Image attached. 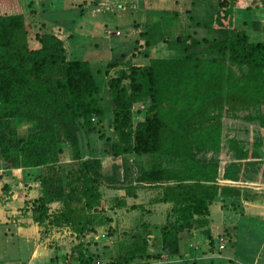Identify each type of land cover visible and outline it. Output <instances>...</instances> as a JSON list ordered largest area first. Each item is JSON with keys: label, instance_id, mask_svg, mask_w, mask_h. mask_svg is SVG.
<instances>
[{"label": "trees", "instance_id": "1", "mask_svg": "<svg viewBox=\"0 0 264 264\" xmlns=\"http://www.w3.org/2000/svg\"><path fill=\"white\" fill-rule=\"evenodd\" d=\"M214 7L205 22L194 24L205 35L176 36L184 41L180 54L151 57L143 64L134 63L133 54L120 55L102 70L85 59L66 58L59 36L32 19L39 0H0V160L3 168H21L26 175L38 170L36 182L22 184L16 214L30 213L40 233L69 236L65 256L74 264H92L98 257L88 249L96 241L84 239L98 229L117 233V264L147 261L159 252L186 257L179 245L194 232L205 240L201 253L217 250L209 260L230 261L219 257L209 226L218 197L241 194L231 185L237 161L221 171L216 155L222 117L256 126L251 142L264 145V39L252 40L237 26L233 10L264 9V0H214ZM136 103L145 106L135 120ZM105 116L111 131L106 154L114 162L128 155L145 157L133 182H116L113 168L103 175L94 154L80 156V131L100 126ZM66 144L72 152L68 161L61 159ZM227 150L234 157L249 154L235 138L228 140ZM120 210L144 217L117 228ZM156 210L162 222L146 220Z\"/></svg>", "mask_w": 264, "mask_h": 264}, {"label": "rangeland", "instance_id": "2", "mask_svg": "<svg viewBox=\"0 0 264 264\" xmlns=\"http://www.w3.org/2000/svg\"><path fill=\"white\" fill-rule=\"evenodd\" d=\"M39 1L40 10L38 14L33 18L26 17L25 20L29 21L32 18L35 22L44 24L43 31L56 33L62 41L66 58L85 59L93 67H102V70L107 60L120 55L126 57L133 54L132 61L143 64L147 63L151 57H169L180 54L184 41H176V36L181 39L187 33L197 38L205 35L203 29L194 27V24L205 22L215 8L214 0ZM97 3L99 6L102 4L105 8L94 11L93 9H97ZM233 11L237 26H241L238 19L242 15L245 18L253 19L250 11L243 9ZM248 25L249 23L245 27L247 30H249ZM106 30H118L119 33L112 32L108 34ZM141 30L142 33L139 32ZM252 40L254 39L252 38ZM31 44L35 45V41H31ZM101 76L96 77L97 81L100 82ZM101 103L103 102L101 101ZM261 111L264 112V106H261ZM93 120L95 121V119ZM101 122L100 126L96 124L93 125V128L80 131L78 141L81 158L94 154L100 158V170L103 175L108 177L111 168H113L116 172V182L129 183L128 181H135V177L139 172L138 162H144L145 157L122 156L120 157V165L115 163L113 157L105 152L108 146L105 137L111 132L107 117L105 116ZM221 122V145L223 149L227 148L230 138H235L239 139L250 152L257 151L260 159L251 161L248 159L247 161L250 164H247L246 168L248 172L256 175L259 181H262L258 185L264 186V145H258V147L256 143L255 146L251 142L252 136H254L253 129L256 126L228 116H223ZM98 127L101 128L100 132H97ZM260 136L264 139L263 131ZM71 154V148L66 144L61 159L68 161L71 159ZM202 157L205 158L204 154ZM220 158L222 163L227 162L223 156H220ZM2 163L0 160V166L3 168ZM124 165H128L126 176H124V167H126ZM37 172V169H30L28 176L24 177L28 180L26 182H36L34 176ZM22 181H20V187ZM21 192H25V187ZM244 194L245 198L250 200L248 201L249 204L238 203V214L233 215L230 221L236 224L237 227L240 226L246 230L245 234L240 235V237H249L236 238L235 241L231 240V244H227L224 249L220 250L222 254L227 252L232 255L235 254V260L227 262L224 259L212 258V260L207 259V262L205 258L200 256L202 254L201 250H204V245L196 238L191 242L196 247L191 245L188 254L185 255L186 257H168L165 252H159L156 258L147 261L146 259H134L127 264H251V260L254 258L257 260L255 264H264V216L261 213L264 210L258 208L257 215L251 212L254 208L253 202H264V192L257 193L245 189ZM5 196H8V198L5 199ZM13 197L14 195L10 197L8 189L1 190L0 264H74L70 258L65 256L72 243L70 237L62 232L40 233V227L31 223L30 213L16 214L15 208L22 201L19 198L16 201ZM210 210L212 211L211 215L216 216L218 214L213 205ZM118 212L117 220L114 222L117 228L132 226L144 217H140L138 211L122 212L120 210ZM25 220H29V223H26ZM146 220L153 223L162 222L161 210L157 212V215H153ZM218 235L217 228L212 229V236L215 240ZM40 236L41 239L38 240ZM84 239L96 241L88 245V249L98 254V257L92 259V264L95 261L98 264H117L113 261L114 257L119 254L117 233L106 235L105 230L98 229L97 234ZM260 242H262L261 245ZM179 247L180 253H183L185 251L183 241L180 242Z\"/></svg>", "mask_w": 264, "mask_h": 264}, {"label": "crops", "instance_id": "3", "mask_svg": "<svg viewBox=\"0 0 264 264\" xmlns=\"http://www.w3.org/2000/svg\"><path fill=\"white\" fill-rule=\"evenodd\" d=\"M252 12V17L253 19H248L245 18L244 15H242L241 17H239L238 19V23L241 24V26L244 28V30L246 32H248L249 34H251L252 38H257V39H264V9H251V10H247ZM235 21H236V17L234 15ZM249 23V30L245 29L246 25ZM260 153V151H259ZM217 157L219 156V164L221 167V171H223L224 167L231 161H237V168L236 169H231V171L233 172V176L234 177L231 181H232V186H234L237 189H241V191H239V195H228L226 197H218L217 201L213 204L214 208L217 209L218 214L216 216L211 215V210H210V215H209V219H210V230H211V235H212V229L217 228L218 233L220 234L221 232L223 234H225V237H227L228 242L227 244H231V240L235 241L236 238L237 239H243V238H248V237H240V235H244L246 230L242 229L240 226L237 227L236 224H233V222H231L230 220L232 219L233 215L238 214L237 211V207L239 204H249L248 199L245 198V189L246 190H251L253 192H257V193H261L264 192V186H259V182H262L261 180H258V177L256 178V175L252 174L251 172H248V169L246 168V165L250 164L248 163V159L251 161L253 159H260L259 154L257 153V151L255 152H250L248 156L246 157H234L231 155V151H226V147L225 149H223V147L221 146L219 151L217 152ZM220 156H223L227 162L222 163ZM259 156V157H258ZM222 163V164H221ZM247 165V166H248ZM255 166V165H254ZM255 168L253 167V170ZM30 172V170L28 171ZM26 172H24L21 168H17V169H13V168H2L0 166V186L5 183L8 185V192L10 194V197L14 195V200H18L21 199L20 201H22L23 199V194L21 190H23L24 185H22L20 187V181H22V184L28 180L24 179V177L28 176L25 174ZM13 182V183H12ZM14 188H16V190H14ZM1 193V190H0ZM22 193V194H21ZM8 198V196H5V199ZM16 200V201H17ZM253 202V201H251ZM239 203V204H238ZM21 202L18 203V206L15 208L16 212H18V208L21 206ZM254 208L251 212H253L254 215H257L258 212V208H260L261 210H264V202L261 203H256L253 202ZM212 207V206H211ZM259 209V210H260ZM156 212H158L156 210ZM262 215L264 216V211L261 212ZM218 217V218H217ZM25 222H27L25 220ZM243 233V234H242ZM198 232H194L192 234V237H188L187 239H185L184 241V252H186L188 254L190 248L188 247V244L190 241H194L197 238V241L201 242L204 245V249L206 247L205 245V240L202 242V239L200 238V236H197ZM213 237V236H212ZM199 238V239H198ZM194 239V240H193ZM246 240V239H244ZM237 242V241H236ZM235 242V243H236ZM262 244V242H260V245ZM225 245V246H226ZM224 246V247H225ZM224 249V248H222ZM220 249V250H222ZM235 252V251H233ZM211 253H202L200 256L201 258H205L206 261L208 262V258L210 256L215 255V253H217V250L213 251ZM219 253V257H223L226 259H230V261L235 260V254H231V253H225L222 254L221 251H218ZM199 256V257H200ZM208 259V260H207ZM160 261V260H159ZM158 261V262H159ZM256 258L251 260V264H255L256 263ZM243 264V263H242Z\"/></svg>", "mask_w": 264, "mask_h": 264}, {"label": "built area", "instance_id": "4", "mask_svg": "<svg viewBox=\"0 0 264 264\" xmlns=\"http://www.w3.org/2000/svg\"><path fill=\"white\" fill-rule=\"evenodd\" d=\"M103 8H105V6H102V4H100V6H99V4L97 3V9H93V10L96 11V10H100V9H103ZM106 32L108 34H110L112 32L115 33V34L119 33L118 30H114V31L106 30ZM144 106H145L144 103H136L133 106L132 116H133V118L135 120L140 118V113L139 112L144 110ZM115 162L120 165V163H121L120 157L115 158ZM215 242H216V245H217V249L220 250V249L224 248V246L226 245L227 239L225 237H223L222 235H218V237H217ZM93 264H98V262L95 261Z\"/></svg>", "mask_w": 264, "mask_h": 264}]
</instances>
